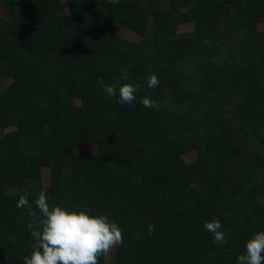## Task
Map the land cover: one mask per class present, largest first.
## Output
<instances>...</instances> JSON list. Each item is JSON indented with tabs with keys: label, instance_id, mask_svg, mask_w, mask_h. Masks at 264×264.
<instances>
[{
	"label": "trees",
	"instance_id": "16d2710c",
	"mask_svg": "<svg viewBox=\"0 0 264 264\" xmlns=\"http://www.w3.org/2000/svg\"><path fill=\"white\" fill-rule=\"evenodd\" d=\"M0 10V264L31 253L29 209L16 206L25 189L32 211L44 190L50 205L122 229L99 264H236L264 231V0H0ZM100 80L139 85L136 101L117 103ZM89 145L99 148L83 153ZM214 218L226 244L203 227Z\"/></svg>",
	"mask_w": 264,
	"mask_h": 264
},
{
	"label": "clouds",
	"instance_id": "9594fccd",
	"mask_svg": "<svg viewBox=\"0 0 264 264\" xmlns=\"http://www.w3.org/2000/svg\"><path fill=\"white\" fill-rule=\"evenodd\" d=\"M110 2L118 3L119 0ZM180 11L187 12V8H181ZM122 78L128 79L127 68L122 70ZM98 83L109 97L118 95L119 104L131 105L137 99L135 94L139 85L120 83V80L112 85H105L102 80ZM158 85V77L151 74L147 78V87L154 89ZM140 103L145 108H159V103L148 96L143 97ZM29 195L25 189L16 205L29 209L30 222L27 228L33 239L31 253L22 258L23 264H99L101 256H106L113 247L123 244L122 229L107 215H92L87 208L68 211L60 204L50 205L44 190L36 194L34 203L37 213L31 209ZM203 227L212 234L214 244L227 243L218 218L205 222ZM154 231L155 226L149 224L148 234L151 236ZM236 264H264V231H258L246 240L243 253L236 257Z\"/></svg>",
	"mask_w": 264,
	"mask_h": 264
},
{
	"label": "rangeland",
	"instance_id": "374dc122",
	"mask_svg": "<svg viewBox=\"0 0 264 264\" xmlns=\"http://www.w3.org/2000/svg\"><path fill=\"white\" fill-rule=\"evenodd\" d=\"M62 4H63V7L64 9L68 12V8L65 4V2L62 1ZM4 17V14L3 12L0 10V18H3ZM149 24H152L153 22V19L152 17L149 18ZM113 27V30L123 39L127 40V41H130V42H139V38L131 33H128L126 32L125 30H122L120 28H116V26H112ZM258 29L259 30H264V20H260L258 22ZM192 31V28L190 25H182V26H179L178 29H177V33L178 34H186V33H190ZM9 80H6V83H8ZM13 129L12 127L9 128V129H6L7 131ZM99 148L98 145H89V146H84L82 148V152L83 153H86V154H89V153H95L96 150ZM182 159L184 160V162L186 163H192L194 162L196 159H197V154L195 151H192V152H189V153H185L183 154L182 156ZM40 178H41V184L43 186L45 185H48L49 181H50V172H49V169L48 168H42L40 170ZM263 176H261L260 178H262ZM113 254V248L111 249V251L105 256L106 257V260H110L111 259V256Z\"/></svg>",
	"mask_w": 264,
	"mask_h": 264
}]
</instances>
